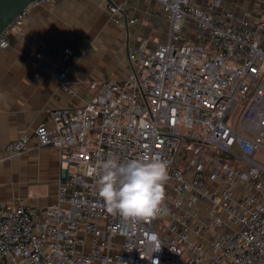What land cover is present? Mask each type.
<instances>
[{
	"label": "built area",
	"instance_id": "built-area-1",
	"mask_svg": "<svg viewBox=\"0 0 264 264\" xmlns=\"http://www.w3.org/2000/svg\"><path fill=\"white\" fill-rule=\"evenodd\" d=\"M36 0L0 34V52ZM168 40L131 47L122 81L92 83L74 110L51 112L34 131L59 151L56 203L0 205V262L6 264H264V0L238 12L224 0H157ZM111 20L129 27L121 4ZM53 67L39 45L31 56L61 84L70 49ZM32 137L5 147L21 155ZM215 149L226 156H215ZM159 155L169 179L160 213L125 219L108 211L93 167Z\"/></svg>",
	"mask_w": 264,
	"mask_h": 264
},
{
	"label": "crops",
	"instance_id": "crops-1",
	"mask_svg": "<svg viewBox=\"0 0 264 264\" xmlns=\"http://www.w3.org/2000/svg\"><path fill=\"white\" fill-rule=\"evenodd\" d=\"M208 1L195 0L199 6ZM111 4L123 5L127 17L138 22L129 27L115 24ZM168 31L157 0H53L28 9L22 26L10 34L9 47L0 52V205L56 203L62 169L59 151L38 147L34 131L41 124L53 126V110L83 106L93 94L92 83L126 79L128 49H154L168 40ZM39 45L53 67L61 65L53 50L70 49L65 61L70 71L63 84L35 63L31 53ZM23 134L32 137L28 149L8 157L6 145Z\"/></svg>",
	"mask_w": 264,
	"mask_h": 264
},
{
	"label": "clouds",
	"instance_id": "clouds-1",
	"mask_svg": "<svg viewBox=\"0 0 264 264\" xmlns=\"http://www.w3.org/2000/svg\"><path fill=\"white\" fill-rule=\"evenodd\" d=\"M99 176L98 194L108 211L125 219H141L160 213L169 179L168 163L159 155L119 163L109 158L89 171Z\"/></svg>",
	"mask_w": 264,
	"mask_h": 264
},
{
	"label": "water",
	"instance_id": "water-1",
	"mask_svg": "<svg viewBox=\"0 0 264 264\" xmlns=\"http://www.w3.org/2000/svg\"><path fill=\"white\" fill-rule=\"evenodd\" d=\"M34 1L36 0H0V34Z\"/></svg>",
	"mask_w": 264,
	"mask_h": 264
},
{
	"label": "rangeland",
	"instance_id": "rangeland-1",
	"mask_svg": "<svg viewBox=\"0 0 264 264\" xmlns=\"http://www.w3.org/2000/svg\"><path fill=\"white\" fill-rule=\"evenodd\" d=\"M226 2V8L230 9L233 8L235 10H239V9H245L248 6H250L251 4V0H225ZM212 151V154H215V156H226V158L228 157L226 154L221 153L220 151H216L215 149H209ZM228 159H230L228 157ZM231 160V159H230ZM233 162V160H231Z\"/></svg>",
	"mask_w": 264,
	"mask_h": 264
}]
</instances>
